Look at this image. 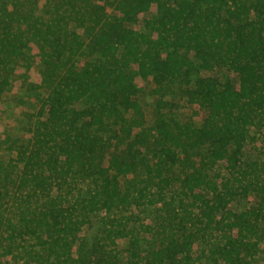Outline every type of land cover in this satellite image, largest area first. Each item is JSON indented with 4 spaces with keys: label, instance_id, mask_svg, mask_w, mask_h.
Returning a JSON list of instances; mask_svg holds the SVG:
<instances>
[{
    "label": "trees",
    "instance_id": "1",
    "mask_svg": "<svg viewBox=\"0 0 264 264\" xmlns=\"http://www.w3.org/2000/svg\"><path fill=\"white\" fill-rule=\"evenodd\" d=\"M216 68L238 82L193 84ZM20 91L38 112L23 138L0 124V264H264V145L244 159L264 140V0H0V99Z\"/></svg>",
    "mask_w": 264,
    "mask_h": 264
},
{
    "label": "rangeland",
    "instance_id": "2",
    "mask_svg": "<svg viewBox=\"0 0 264 264\" xmlns=\"http://www.w3.org/2000/svg\"><path fill=\"white\" fill-rule=\"evenodd\" d=\"M154 17L155 15L152 13L146 14L140 24H143L144 19H151ZM208 77L216 78L220 83H226L228 81L233 83L238 82V76L232 71L226 68H216L213 71L198 69L193 75V84L199 78ZM154 88V84L151 83L147 89L137 97L138 102L144 108L147 127L153 126L155 121L154 111L158 97L154 93ZM37 94H40V92ZM36 97L34 93L20 91L17 93H6L0 99V124L7 126L15 137L23 138L25 133L31 130L34 122L37 120L38 105L34 102ZM168 102L169 104L166 112L170 116L176 118L180 123L186 122L191 116L192 108L188 105L186 97L181 93L168 98ZM86 105L87 104L84 102L78 105L77 108L81 109ZM252 135L255 139L247 143L244 159L246 162H261L263 159L259 157L258 149L264 145V140L257 132L253 131ZM220 168H216L214 173L219 172L221 170ZM257 201L250 198H238L236 202L231 205V208L237 212H243L249 210ZM140 215L142 218L152 219L154 214L151 208H146ZM100 230L101 225L97 220L94 221L91 227L86 228L85 236L87 242L90 244L94 243ZM128 247L129 245L127 242L120 247L124 257L127 256L125 250H127Z\"/></svg>",
    "mask_w": 264,
    "mask_h": 264
}]
</instances>
